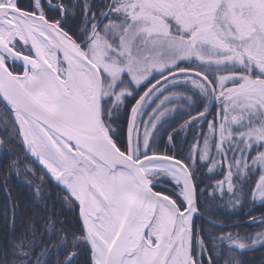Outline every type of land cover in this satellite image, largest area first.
Wrapping results in <instances>:
<instances>
[{"label":"snow or ice","instance_id":"snow-or-ice-1","mask_svg":"<svg viewBox=\"0 0 264 264\" xmlns=\"http://www.w3.org/2000/svg\"><path fill=\"white\" fill-rule=\"evenodd\" d=\"M0 152L35 202L46 175L78 209L18 231L13 203L0 264H248L264 0H0Z\"/></svg>","mask_w":264,"mask_h":264},{"label":"trees","instance_id":"trees-1","mask_svg":"<svg viewBox=\"0 0 264 264\" xmlns=\"http://www.w3.org/2000/svg\"><path fill=\"white\" fill-rule=\"evenodd\" d=\"M189 142L191 141V136L188 137ZM13 156H7L0 152V226L4 224L5 217L12 214V204H18L19 207L16 209V220H17V230L19 231L23 224L29 220L33 215L43 216L47 218L50 213H55L58 220H71L74 222L75 217L78 213V209L70 210L66 205L57 199V192L59 189L54 182L50 180L48 176H44L43 189L45 193L50 192L51 196H46L47 206L44 202H35L32 196V188L26 183V180H34L32 176H17L14 172L11 175L6 176L5 166L9 160L13 159ZM31 167L36 170V177L42 175L41 169L33 162L30 163ZM23 171V168L21 169ZM11 194V199L8 194ZM248 209H245L247 212ZM264 212V208L256 205L255 211L252 215H259ZM237 217H233L232 220L227 221V223H232ZM242 221H247L248 217L246 215L239 217ZM259 228L255 225H249L246 222L242 224L240 231H248L254 233L258 231ZM248 264H264V248L257 247L255 251L248 252L245 256Z\"/></svg>","mask_w":264,"mask_h":264},{"label":"water","instance_id":"water-1","mask_svg":"<svg viewBox=\"0 0 264 264\" xmlns=\"http://www.w3.org/2000/svg\"><path fill=\"white\" fill-rule=\"evenodd\" d=\"M33 162L41 169V166L33 160Z\"/></svg>","mask_w":264,"mask_h":264}]
</instances>
